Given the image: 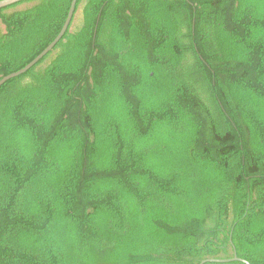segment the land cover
<instances>
[{
    "label": "trees",
    "instance_id": "obj_1",
    "mask_svg": "<svg viewBox=\"0 0 264 264\" xmlns=\"http://www.w3.org/2000/svg\"><path fill=\"white\" fill-rule=\"evenodd\" d=\"M72 1L0 8V82ZM246 262L264 264V0H77L0 86V264Z\"/></svg>",
    "mask_w": 264,
    "mask_h": 264
},
{
    "label": "water",
    "instance_id": "obj_2",
    "mask_svg": "<svg viewBox=\"0 0 264 264\" xmlns=\"http://www.w3.org/2000/svg\"><path fill=\"white\" fill-rule=\"evenodd\" d=\"M20 1H23V0H3V1H0V8H4V7H7L9 5H12V4H15V3H18ZM76 3H77V0H73L72 1V4H71V7H70V11H69V14H68V17H67V20L65 22V25L60 33V35L57 37V39L41 54L39 55L36 59H34L29 65H27L24 69L16 72V73H13L7 77H5L1 82H0V86L6 82L7 80L15 77V76H18L22 73H24L26 70L30 69L34 64H36L45 54H47L57 43L58 41L61 39V37L65 34L66 30L68 29V26L69 24L71 23V20H72V17L74 15V11H75V6H76ZM239 259L238 258H234L232 261H238ZM231 260H223V261H219V262H229ZM241 261V260H240ZM247 263V262H246ZM248 264V263H247Z\"/></svg>",
    "mask_w": 264,
    "mask_h": 264
}]
</instances>
